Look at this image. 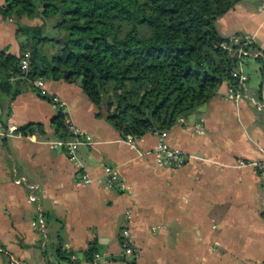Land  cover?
<instances>
[{"label":"crops","instance_id":"1","mask_svg":"<svg viewBox=\"0 0 264 264\" xmlns=\"http://www.w3.org/2000/svg\"><path fill=\"white\" fill-rule=\"evenodd\" d=\"M215 25L264 50L257 0L238 1ZM16 28L0 17V51L19 57ZM41 80H12L14 97L0 91V127L13 131L0 136V264L264 263V172L252 164L264 159V108L248 84L235 98L224 82L164 130V143L187 157L170 167L153 153L161 131L123 138L78 82ZM59 115L66 139L55 131ZM27 126L38 127L23 134ZM56 140L83 143L70 154L51 147ZM106 167L124 189L107 182Z\"/></svg>","mask_w":264,"mask_h":264},{"label":"trees","instance_id":"2","mask_svg":"<svg viewBox=\"0 0 264 264\" xmlns=\"http://www.w3.org/2000/svg\"><path fill=\"white\" fill-rule=\"evenodd\" d=\"M238 1L0 0V17L16 22L22 39L19 57L0 51V91L14 97L21 88L12 80L20 79L78 82L98 116L123 138L169 130L224 82L235 86L239 63L249 80L257 78L261 95L264 50L243 35L236 34L237 42L222 37L215 25ZM23 17L41 24H21ZM50 30L54 36L48 38ZM240 48L247 55H239ZM32 51L36 65L29 59L24 71L21 58ZM254 51L260 55L253 57ZM54 124L58 138H68L61 115ZM37 127L19 130L32 134ZM59 256L70 258L68 252Z\"/></svg>","mask_w":264,"mask_h":264},{"label":"built area","instance_id":"3","mask_svg":"<svg viewBox=\"0 0 264 264\" xmlns=\"http://www.w3.org/2000/svg\"><path fill=\"white\" fill-rule=\"evenodd\" d=\"M260 6L264 8V0H260ZM237 35H231L230 40L233 42H237L238 39ZM247 43H251L252 40L249 37H244ZM237 53L239 55H247V52L242 50L241 48L237 50ZM253 57H257L260 55V52L254 51L251 53ZM30 54L26 53L24 57L21 58L20 61V66L24 71H28L29 69V59H30ZM232 76L236 78L237 84L235 86H229L228 88V93L233 95L235 98H238L241 92V89L246 87L247 81H248V76L245 71V67L242 63H239L237 68L233 71ZM33 85L37 88L42 87V80L41 79H36L32 81ZM41 90V89H40ZM43 93V91H41ZM66 127L73 131L75 134L78 133V129L72 126L71 124H66ZM13 131L11 129L9 130H3L0 127V136L4 135H11ZM167 133L166 131H161L159 132V138L160 142L157 144V147L153 150V153L158 156V162L161 165L165 166H170V167H179L181 166L187 157L178 149L170 148L164 143V138L166 137ZM83 143L81 141H63V140H56V141H51L50 145L51 147L58 149V148H64L67 153H73L74 150L77 148L78 144ZM240 164H244V162H240ZM253 165H255L258 169H260L262 172H264V159L258 162H253ZM105 174L107 175L108 179L107 182L110 184H115L118 188L124 189V184L121 183L118 179L117 176L112 172V169L110 167H106L104 169ZM82 180L84 183L87 182V179L85 176L82 177ZM128 231L124 230L123 235H127ZM131 250L128 248L127 252L129 253ZM59 264H67L66 261H61ZM264 264V263H263Z\"/></svg>","mask_w":264,"mask_h":264},{"label":"rangeland","instance_id":"4","mask_svg":"<svg viewBox=\"0 0 264 264\" xmlns=\"http://www.w3.org/2000/svg\"><path fill=\"white\" fill-rule=\"evenodd\" d=\"M258 1V3H261V1L260 0H257ZM45 36H47L48 38H51V37H53L54 35H53V33L51 32V30L50 31H47L46 32V34H45ZM50 44H52V42H48L46 45H47V47L49 48L50 46ZM247 84H248V87H249V90H252L253 91V95L255 96V98L259 101V103H260V105H261V107H262V109L264 108V105H263V101H262V98H261V95H259V92H258V80H257V78L255 77V76H251L250 77V80L249 81H247Z\"/></svg>","mask_w":264,"mask_h":264},{"label":"water","instance_id":"5","mask_svg":"<svg viewBox=\"0 0 264 264\" xmlns=\"http://www.w3.org/2000/svg\"><path fill=\"white\" fill-rule=\"evenodd\" d=\"M34 56H35V52L32 51V52H31V57H30V59H31L32 61H34V65H36V64H35V58H34ZM261 98H262L263 105H264V80H263V83H262V86H261Z\"/></svg>","mask_w":264,"mask_h":264}]
</instances>
